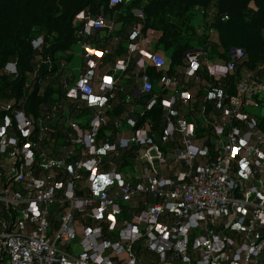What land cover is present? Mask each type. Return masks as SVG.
Returning a JSON list of instances; mask_svg holds the SVG:
<instances>
[{"label": "built area", "instance_id": "built-area-1", "mask_svg": "<svg viewBox=\"0 0 264 264\" xmlns=\"http://www.w3.org/2000/svg\"><path fill=\"white\" fill-rule=\"evenodd\" d=\"M121 1L132 0L109 2ZM78 19L85 37L117 27L103 12ZM135 34L105 73L108 49L88 42L77 76L62 53L41 55L38 67L63 73L39 113L0 102V264H264V77L240 47L197 46L171 70L140 26ZM133 54L129 108L111 117ZM4 70L16 73V61ZM158 104L160 133L145 118ZM123 125L130 133L115 140Z\"/></svg>", "mask_w": 264, "mask_h": 264}, {"label": "trees", "instance_id": "trees-1", "mask_svg": "<svg viewBox=\"0 0 264 264\" xmlns=\"http://www.w3.org/2000/svg\"><path fill=\"white\" fill-rule=\"evenodd\" d=\"M109 1L0 0V102L11 99L21 102L25 111L39 113L40 104L50 100L57 90L55 87L61 85L63 73L58 67L49 69L48 64L38 67L41 55L62 53L65 62L70 63L73 46L88 42L96 48L108 49L101 59L110 57L115 62L125 57L128 44L137 40L138 26L146 37L150 32L155 33L154 48L166 55L171 70L182 63L186 53L194 47L203 46L213 55L221 48L227 51L240 47L247 54L245 64L256 68L259 76L264 77V0H132L113 6ZM197 8L202 15L199 26L194 22ZM134 9L141 14H136ZM82 11L103 12L117 25L113 34L96 30L90 37L83 36L82 22L78 19ZM210 29L216 30V41L208 44ZM36 41H42V50L34 46ZM137 56L131 55L126 77L121 75L124 81H120L119 86L136 85ZM11 60L16 61V73L4 70ZM85 63L83 59V67ZM36 70L33 89L27 93L26 81ZM147 72L154 79L158 78L159 72L154 66L148 65ZM47 73H50L49 82L45 83ZM125 96L126 90H116L110 100V115L118 116L127 109ZM258 100L261 106L259 126L264 129V95ZM163 117L164 111L159 104L145 115L159 133Z\"/></svg>", "mask_w": 264, "mask_h": 264}, {"label": "crops", "instance_id": "crops-1", "mask_svg": "<svg viewBox=\"0 0 264 264\" xmlns=\"http://www.w3.org/2000/svg\"><path fill=\"white\" fill-rule=\"evenodd\" d=\"M200 9L199 8H197V10H196V16H195V18H194V22H195V24L196 25H198L199 26V24L201 23V21H202V15H201V12L199 11ZM134 12L136 13V14H138V15H140L141 14V11L140 10H137V9H134ZM155 36V33H151L150 32V38H151V40H152V45H153V48H154V40H153V37ZM77 44H80V46H81V42H78ZM161 52V51H160ZM73 53V57H74V51L72 52ZM81 53H82V47H81ZM161 53H163V52H161ZM164 54V53H163ZM165 55V54H164ZM166 56V55H165ZM80 59H81V61H80V69H81V67H82V65H83V57L81 56L80 57ZM73 60V59H72ZM71 60V62L69 63V66H71L72 67V61ZM114 60H112V59H110V57H105V58H103V59H101V64H100V73H105V72H109V70L114 66ZM168 68H169V66H168ZM125 76V75H124ZM120 77V76H119ZM126 77V76H125ZM156 80V87H159V82H158V79H155ZM120 81H124V80H121L120 79ZM135 88V86H132V87H125L124 88V86H121V89H124V90H126V94L127 93H129V91L130 92H132L133 90H135L134 89ZM119 89V88H118ZM111 105H112V103H110ZM127 108H129L128 106H127ZM89 109L91 110L92 109V107L90 106L89 107ZM112 112V106H111V108L109 109V116H111V117H116V116H112V115H110V113ZM122 113V112H121ZM120 115V114H119ZM130 133V130L125 126V125H123V126H121L120 128H118V130L114 133L115 135H114V138H115V140H118V138H119V136L121 135V134H124V135H128Z\"/></svg>", "mask_w": 264, "mask_h": 264}, {"label": "rangeland", "instance_id": "rangeland-1", "mask_svg": "<svg viewBox=\"0 0 264 264\" xmlns=\"http://www.w3.org/2000/svg\"><path fill=\"white\" fill-rule=\"evenodd\" d=\"M74 51V57H73V62H72V67H73V71L75 73V75L77 76L80 72V57L82 56L81 54V46L80 44H75L73 46V50L71 51V53Z\"/></svg>", "mask_w": 264, "mask_h": 264}, {"label": "snow or ice", "instance_id": "snow-or-ice-1", "mask_svg": "<svg viewBox=\"0 0 264 264\" xmlns=\"http://www.w3.org/2000/svg\"><path fill=\"white\" fill-rule=\"evenodd\" d=\"M107 79V78H106ZM241 143H243V141H241Z\"/></svg>", "mask_w": 264, "mask_h": 264}]
</instances>
